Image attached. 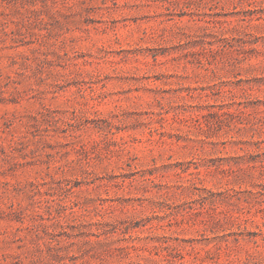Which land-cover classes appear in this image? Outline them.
I'll use <instances>...</instances> for the list:
<instances>
[{
    "label": "rangeland",
    "instance_id": "1",
    "mask_svg": "<svg viewBox=\"0 0 264 264\" xmlns=\"http://www.w3.org/2000/svg\"><path fill=\"white\" fill-rule=\"evenodd\" d=\"M0 264H264V0H0Z\"/></svg>",
    "mask_w": 264,
    "mask_h": 264
}]
</instances>
